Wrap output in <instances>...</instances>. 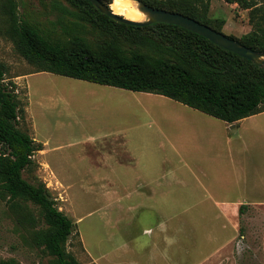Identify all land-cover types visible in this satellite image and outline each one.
Masks as SVG:
<instances>
[{"label": "rangeland", "instance_id": "1", "mask_svg": "<svg viewBox=\"0 0 264 264\" xmlns=\"http://www.w3.org/2000/svg\"><path fill=\"white\" fill-rule=\"evenodd\" d=\"M253 1L264 7V0ZM13 8L55 41L83 36L103 42L117 29L101 22L85 5L68 0H0V63L7 68L5 84L16 85L25 108L21 129L44 148L34 155V164L23 177L34 185L44 183L56 207L74 222L68 251L82 264H94L83 245L92 258L102 256L99 264H125L127 250L117 246L149 243L143 229L154 223V216L133 209L136 202L118 200L127 187L125 181L135 175L132 158L143 146L147 159L162 164L167 184L160 189L172 196L167 203L145 204H163L172 211L192 206L193 211L205 210L212 216L221 205L242 202L245 208L231 253L234 264H264V208L245 203L264 205V113L231 128L158 94L36 72L8 36ZM208 16L224 20L222 32L236 39H243L253 28L250 12L227 0H212ZM120 37L127 49L135 45L131 38ZM187 114L200 118L196 123L179 118ZM141 132L147 133V141L137 137ZM178 178L182 183L168 184ZM259 183L262 187L255 188ZM32 209L40 218L38 209ZM198 220L203 227L205 219ZM41 225L21 224L0 199V258L52 264V257L30 240L31 231Z\"/></svg>", "mask_w": 264, "mask_h": 264}, {"label": "trees", "instance_id": "2", "mask_svg": "<svg viewBox=\"0 0 264 264\" xmlns=\"http://www.w3.org/2000/svg\"><path fill=\"white\" fill-rule=\"evenodd\" d=\"M68 1L90 8L101 22L117 29V34L103 42L83 36L55 41L20 18L13 8L8 36L36 72L158 94L228 124L264 112V70L249 60L175 25L122 24L102 14L89 0ZM100 1L108 6L112 4L108 0ZM141 1L183 14L219 32L225 24L222 19L214 21L208 16L212 0ZM227 2L238 3L248 10L253 27L243 39L229 37L264 52V7L253 0ZM151 30L158 33L152 35ZM120 35L131 38L135 45L127 49ZM6 74V66L0 63V199L21 224L42 223L31 231L30 240L33 246L52 257V264H82L67 249L74 222L56 207L44 183L34 185L23 177V172L34 164V155L44 148L21 129L26 111L16 85L5 84ZM32 206L38 209L40 218L34 216ZM244 208L245 205L240 208V214ZM0 264L20 263L14 258H0Z\"/></svg>", "mask_w": 264, "mask_h": 264}, {"label": "crops", "instance_id": "3", "mask_svg": "<svg viewBox=\"0 0 264 264\" xmlns=\"http://www.w3.org/2000/svg\"><path fill=\"white\" fill-rule=\"evenodd\" d=\"M88 90L90 92L93 91L90 89L86 91ZM260 114L234 124L225 123L227 127L237 128L245 120ZM204 115L209 116L207 114ZM179 118L196 123L200 117L199 115L187 114ZM137 137L144 142L147 141L148 135L141 132L137 134ZM127 138L132 139L133 137ZM138 150L139 153L136 154L135 158H132L131 149H127L131 155L133 164L136 161L135 167L132 168L135 175L132 179L125 181L127 187L124 195L119 197L118 200L138 203L131 207L135 210L147 211L148 214L154 216V223L143 229V233H146L148 237L147 241L149 243L147 245L117 246L119 250H127L125 253L126 259L124 260L125 264H162V261L166 264H234V258L231 253L239 235V218L240 207L243 205L241 204L242 202L221 205L222 208L219 209L216 215L213 213L212 216H210L211 212L208 213L205 210L193 211L192 206L181 210L175 208L172 211L163 204H145L150 201L167 203L172 196L168 197L165 191L162 193L160 189V187L167 184L161 175L163 171L162 164L147 159L146 155L148 153L144 150L143 146L139 147ZM151 175L156 176L151 178ZM182 181L181 178H178L169 181L168 184L176 185L182 183ZM254 187L261 188L262 186L259 183L258 186L254 185ZM209 198L207 197V199ZM245 203L246 206L253 208H264L262 203ZM194 208H197L196 204ZM199 218L205 219L206 223L203 227H199ZM83 248L92 263H100L102 256L100 258H92L84 245ZM136 256L141 257V260L136 258Z\"/></svg>", "mask_w": 264, "mask_h": 264}, {"label": "water", "instance_id": "4", "mask_svg": "<svg viewBox=\"0 0 264 264\" xmlns=\"http://www.w3.org/2000/svg\"><path fill=\"white\" fill-rule=\"evenodd\" d=\"M89 1L102 14L108 16L115 22L135 26H148L156 23L175 25L206 38L215 45L249 60L257 67L264 70V52L253 50L238 40L183 14L151 7L143 3L141 0H133L135 1L137 8L147 15V19L145 21H133L115 13L111 5H105L100 0Z\"/></svg>", "mask_w": 264, "mask_h": 264}, {"label": "bare ground", "instance_id": "5", "mask_svg": "<svg viewBox=\"0 0 264 264\" xmlns=\"http://www.w3.org/2000/svg\"><path fill=\"white\" fill-rule=\"evenodd\" d=\"M111 7L115 13L120 14L130 20L145 21L147 19V15L140 11L137 8L136 3L131 0H113Z\"/></svg>", "mask_w": 264, "mask_h": 264}]
</instances>
